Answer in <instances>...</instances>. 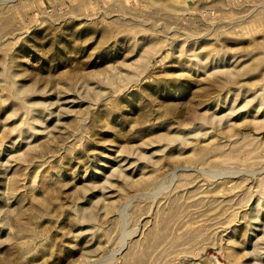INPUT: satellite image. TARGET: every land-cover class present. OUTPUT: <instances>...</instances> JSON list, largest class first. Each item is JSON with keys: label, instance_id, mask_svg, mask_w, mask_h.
I'll list each match as a JSON object with an SVG mask.
<instances>
[{"label": "rangeland", "instance_id": "374dc122", "mask_svg": "<svg viewBox=\"0 0 264 264\" xmlns=\"http://www.w3.org/2000/svg\"><path fill=\"white\" fill-rule=\"evenodd\" d=\"M0 264H264V0H0Z\"/></svg>", "mask_w": 264, "mask_h": 264}]
</instances>
